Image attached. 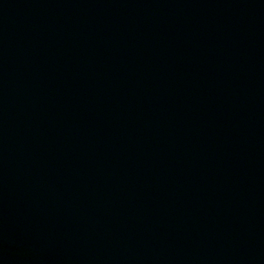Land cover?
Returning <instances> with one entry per match:
<instances>
[{"label": "water", "instance_id": "obj_1", "mask_svg": "<svg viewBox=\"0 0 264 264\" xmlns=\"http://www.w3.org/2000/svg\"><path fill=\"white\" fill-rule=\"evenodd\" d=\"M0 264H264V0H0Z\"/></svg>", "mask_w": 264, "mask_h": 264}]
</instances>
